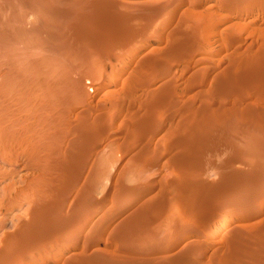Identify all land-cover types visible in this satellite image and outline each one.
<instances>
[{
    "label": "rangeland",
    "instance_id": "1",
    "mask_svg": "<svg viewBox=\"0 0 264 264\" xmlns=\"http://www.w3.org/2000/svg\"><path fill=\"white\" fill-rule=\"evenodd\" d=\"M0 36V264H264V0H0Z\"/></svg>",
    "mask_w": 264,
    "mask_h": 264
},
{
    "label": "bare ground",
    "instance_id": "2",
    "mask_svg": "<svg viewBox=\"0 0 264 264\" xmlns=\"http://www.w3.org/2000/svg\"><path fill=\"white\" fill-rule=\"evenodd\" d=\"M107 6V5H106ZM121 9V8H120ZM105 26V25H104ZM91 28V27H90ZM4 34V33H3ZM85 36V35H84ZM1 37V36H0ZM80 40V39H79ZM80 43V42H79ZM81 44V43H80ZM14 73V72H13ZM79 87V86H78ZM42 91V90H41ZM33 110V109H32ZM76 129V128H75ZM84 129V128H83ZM88 129V128H87ZM87 131V130H86ZM84 133V132H83ZM133 136V135H132ZM4 143V142H3ZM99 143V142H98ZM257 165V164H256ZM254 167H255V165H254ZM259 167V166H258ZM254 178H255V176H254ZM257 178H260V180H264V176L263 177H256L255 179L257 180ZM92 180V179H91ZM61 182V181H60ZM93 182V181H92ZM94 182H95V180H94ZM99 182V181H98ZM87 184H89V183H87ZM94 184V183H93ZM90 187H92V185H90ZM229 191V193H231L233 190H234V186H232V187H230L229 189H228ZM255 193L257 194V193H259L262 197H264V186H263V183L258 187V188H256L255 190ZM252 192V191H251ZM131 193V192H130ZM87 194H88V196L90 197L92 194L91 193H89V192H87ZM258 195V194H257ZM244 198V197H243ZM57 199H59V198H57ZM81 199H83V198H81ZM80 199V200H81ZM234 199V198H233ZM255 200V199H254ZM253 200V201H254ZM94 201V200H93ZM246 201H247V199H246ZM258 201V200H257ZM84 203V202H83ZM91 203V202H90ZM243 203H244V201H243ZM247 203V202H246ZM82 204V203H81ZM87 204V203H86ZM85 204V205H86ZM57 205V204H56ZM10 206V205H9ZM58 206V205H57ZM250 206V205H249ZM89 207V206H88ZM56 208H58V207H56ZM243 208V207H242ZM234 209H236L234 206H233V204H232V210L234 211ZM49 210V209H48ZM56 210V209H55ZM32 212V211H31ZM48 214H50V213H48ZM47 214V215H48ZM57 210L54 212V215H51L53 218H52V223H55L56 221H58L59 220V218L60 217H58L57 215ZM44 217V216H43ZM73 217V216H72ZM45 218V217H44ZM50 218V217H49ZM70 218V217H69ZM46 221V220H45ZM69 221V220H68ZM47 222V221H46ZM49 223V222H48ZM27 224V223H26ZM29 224V223H28ZM34 224V223H33ZM51 224V223H50ZM64 224V223H63ZM43 225V224H42ZM67 225V224H66ZM65 225V226H66ZM27 226H29V227H32V226H30V225H27ZM36 226V225H35ZM23 227H24V225H23ZM25 227H26V225H25ZM38 227V226H37ZM62 227V226H61ZM135 227V226H134ZM33 228V227H32ZM63 228V227H62ZM28 229V228H27ZM23 230V229H22ZM21 230V231H22ZM25 231V230H24ZM29 231V230H28ZM144 232V231H143ZM44 234V233H43ZM147 234V233H146ZM24 235H27L26 233L24 234ZM23 235V236H24ZM130 235V234H129ZM143 236H145V235H143ZM137 237V236H136ZM246 237V236H245ZM22 238V237H21ZM138 238H140V237H138ZM141 238H143V237H141ZM152 238V237H151ZM136 239V238H135ZM252 239V238H251ZM138 240H140V239H138ZM148 241V240H147ZM253 242V241H252ZM251 242V243H252ZM263 244H264V242H263ZM249 247V246H248ZM250 248V247H249ZM263 248V247H262ZM253 251V250H252ZM262 251V250H261ZM23 252V251H22ZM259 252V251H258ZM15 253V252H14ZM261 252H259V254H260ZM263 254H264V252H262ZM261 253V254H262ZM251 256V255H250ZM256 256H262V255H256ZM264 256V255H263ZM257 258V257H256ZM262 259H263V257H261ZM260 258V259H261ZM256 260V259H255ZM259 260V259H258ZM257 260V261H258ZM263 261H264V259H263ZM99 262H100V260H99ZM258 262H260V261H258ZM100 263H102L103 264V262L101 261ZM108 263V262H107ZM262 263V262H261ZM193 264V263H192ZM259 264V263H258ZM263 264V263H262Z\"/></svg>",
    "mask_w": 264,
    "mask_h": 264
}]
</instances>
